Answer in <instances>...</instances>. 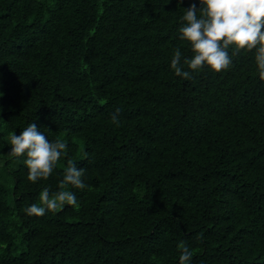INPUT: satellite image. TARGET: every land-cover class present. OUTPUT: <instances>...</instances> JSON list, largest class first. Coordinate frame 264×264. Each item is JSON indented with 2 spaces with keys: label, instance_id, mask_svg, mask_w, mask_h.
<instances>
[{
  "label": "trees",
  "instance_id": "trees-1",
  "mask_svg": "<svg viewBox=\"0 0 264 264\" xmlns=\"http://www.w3.org/2000/svg\"><path fill=\"white\" fill-rule=\"evenodd\" d=\"M192 2L0 0V264H180L181 242L190 264H264L256 50L176 76ZM33 122L67 145L35 183L9 154V134ZM68 160L85 170L88 187L68 186L78 206L27 215Z\"/></svg>",
  "mask_w": 264,
  "mask_h": 264
},
{
  "label": "clouds",
  "instance_id": "clouds-1",
  "mask_svg": "<svg viewBox=\"0 0 264 264\" xmlns=\"http://www.w3.org/2000/svg\"><path fill=\"white\" fill-rule=\"evenodd\" d=\"M180 3L183 0H178V5ZM180 19L179 39L189 42L192 55L190 58L184 57L181 63V50H174L170 67L176 76L191 79L190 71L184 70L185 66L191 71H198L204 66L214 72L228 69L232 63L228 49L234 46L236 52L256 50L259 78L264 80V0H199V7L193 0ZM111 119L113 123H119V109ZM9 138V154L13 157L26 156L27 180L33 183L49 178L67 147L62 140L50 142L34 122L19 135L10 133ZM84 171L68 160L58 190L50 192L49 188H44L39 193V205L33 203L25 207L26 214L39 217L66 204L78 206L77 197L68 190V186L81 190L88 187L82 179ZM178 248L180 264H190L192 251L185 242H181Z\"/></svg>",
  "mask_w": 264,
  "mask_h": 264
}]
</instances>
